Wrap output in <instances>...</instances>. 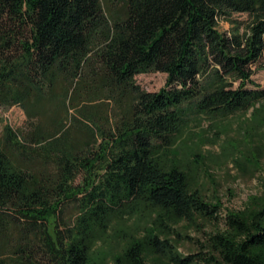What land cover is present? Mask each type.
<instances>
[{"label": "trees", "instance_id": "1", "mask_svg": "<svg viewBox=\"0 0 264 264\" xmlns=\"http://www.w3.org/2000/svg\"><path fill=\"white\" fill-rule=\"evenodd\" d=\"M263 55L264 0H0V107L26 117L1 134L0 264H94L95 245L135 216L147 227L109 264H264V177L221 218L175 149L197 117L251 110L264 124L252 80ZM146 73L165 74L163 87L142 89ZM205 222L222 228L179 254L181 223Z\"/></svg>", "mask_w": 264, "mask_h": 264}, {"label": "rangeland", "instance_id": "2", "mask_svg": "<svg viewBox=\"0 0 264 264\" xmlns=\"http://www.w3.org/2000/svg\"><path fill=\"white\" fill-rule=\"evenodd\" d=\"M233 20L244 22L245 15L234 14ZM230 24L220 20L218 28L221 32H228ZM264 55L262 61L254 67L252 80L257 88L264 89ZM136 83L148 92H156L165 83V74L146 73L135 77ZM250 112L245 115L234 113L217 116L214 118L197 117L187 121L181 129L178 141L175 144L176 151L180 152L181 160L188 168L191 175L200 186L207 201H217L221 206L220 217L226 211H238L244 207L250 196L257 195L260 191L261 178L264 177V124L255 125L250 120ZM8 126L20 134L26 128V117L23 111L16 106L10 108L0 107V140L2 130ZM203 136L206 144L199 148V157L189 155L188 146H192L198 137ZM197 165L198 167H195ZM259 170H255L256 167ZM77 178L76 183L79 182ZM77 209L72 204H66L62 209L63 219L72 221ZM200 223V222H199ZM130 230L121 229L116 234L109 230L104 242H98L93 249V262L110 263L111 257L118 253L128 234L138 225L140 229L147 224L140 223L138 217L127 221ZM180 230L185 237L173 242L176 251L181 254H189L198 249L199 241L204 240L203 232H214L222 228V222L215 225L214 222H205L198 225L201 232L195 231L194 226L187 228L181 223ZM141 232V231H140ZM10 255V254H7ZM147 264H166L165 259L146 255Z\"/></svg>", "mask_w": 264, "mask_h": 264}]
</instances>
